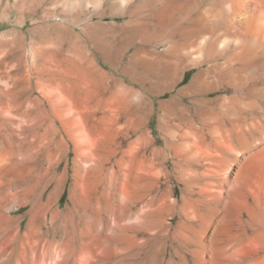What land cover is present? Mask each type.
Returning a JSON list of instances; mask_svg holds the SVG:
<instances>
[{
  "label": "bare ground",
  "instance_id": "6f19581e",
  "mask_svg": "<svg viewBox=\"0 0 264 264\" xmlns=\"http://www.w3.org/2000/svg\"><path fill=\"white\" fill-rule=\"evenodd\" d=\"M100 2L110 6V13L134 18L135 23H125V28L135 25L134 56L143 66L165 69L163 79L168 80L143 93H114L133 124L142 125L153 115L152 97L170 93L187 71H195L184 91L158 104L166 126L162 147L168 152L149 141L151 155L143 158L136 174L112 165L113 186L99 200L100 213L93 212L103 232L95 238V250L88 251L92 240L70 236L53 209L57 188L45 202L43 192L19 200L7 173L22 147L3 148L0 137V264H264V0ZM99 84L94 81L95 88ZM7 88H0V135L10 129L14 139L22 136L25 148L31 137L56 140L62 120L80 125L75 138L90 143L105 131L88 130V118L79 120L77 108L61 111V93L32 98ZM99 96L85 93L89 119L99 107ZM105 155L108 162L115 156L113 149ZM99 167L104 171V161ZM175 184L182 186L177 199ZM26 206L30 209L23 227L24 217L12 215ZM23 242L28 244L26 254L21 246L15 251L14 245Z\"/></svg>",
  "mask_w": 264,
  "mask_h": 264
},
{
  "label": "rangeland",
  "instance_id": "374dc122",
  "mask_svg": "<svg viewBox=\"0 0 264 264\" xmlns=\"http://www.w3.org/2000/svg\"><path fill=\"white\" fill-rule=\"evenodd\" d=\"M71 1L73 0L0 1V88L6 89L8 86L7 89H14L18 91L17 93H30L32 98L37 97L38 93H61L62 95H58V98L62 96L61 111L68 114L70 109L77 108L79 120L88 118V130L102 129L106 134H99L96 139L91 137L93 141L96 140V143L92 141L95 143L92 146L90 145L92 143L84 138H75V134H80L81 130L78 129L80 125L70 126L62 120L64 123L59 121L56 125L58 129L56 140L61 141L60 145L56 144V140L50 143L47 139L39 141L31 137L25 148L22 144V136L14 139L9 134L10 129H7L1 132L0 137L3 140L1 147L8 148L12 144L17 149L22 147L21 154L14 158L7 173L10 176L7 177L10 178L13 192L18 193L19 200L32 199L43 192L45 194L42 202H45L47 196L57 188L52 203L53 209H57L61 214L60 223L66 226L70 236L81 237L84 241L91 239V244L96 245L95 238H99V234L103 232V226L96 225L93 212L99 211V200L108 197L109 189L115 181L112 171L115 169L119 171L120 168L132 169L134 174L144 165L143 158L151 155L148 148L149 141H157L155 146L162 148L164 153L168 152L162 147L165 140L163 130L166 126H163L164 110L159 105L167 102L172 93L184 91L195 71H187L181 83L178 82L170 93L152 97L155 108L153 115L142 125L133 124L134 119L129 121L128 114L123 112V104L119 98L113 96L114 93H121V91L143 93V89L149 88L150 85L158 86L159 83H163L161 87L167 85V78L163 79L165 69L155 68L153 64H150L151 67L143 66L137 61L134 56L135 25L131 23L132 27L125 28V23L133 21L134 18L110 13L108 9L110 6L106 3L101 4V0H84L81 3L74 0L69 7L64 4ZM37 4L41 7L37 8ZM6 42L11 43H8L7 48ZM35 50L36 54H34ZM40 72L44 75H40ZM99 74H103L102 79ZM10 75L12 79H9ZM97 79L100 80V88H95L94 81ZM85 93H100L99 107L95 108L96 112L91 109L95 112L93 119H89L86 108L88 102L84 99ZM139 129H141L140 132H138ZM11 130H17L19 134L15 126H12ZM109 147L113 149L115 155L111 157L110 162L106 160L108 155H105L112 150L107 151ZM97 153L101 155L100 158L105 156L101 158L104 161V171L100 170L99 165L102 161L96 156ZM112 165L115 166L114 170L111 168ZM97 182L100 184L97 185ZM175 186L177 190H175L174 198L177 199L182 193V186L178 184ZM263 187L264 183H262ZM91 208H94L93 211ZM29 209L26 206L12 215L24 217L23 227L28 223V216L25 215ZM101 215L102 218L105 217L104 214ZM94 223L97 226L94 228L99 229V233L97 232L99 230L95 232ZM92 245H88V251L95 250L97 245H93L94 247ZM20 246L26 254L28 244L16 243L15 251Z\"/></svg>",
  "mask_w": 264,
  "mask_h": 264
}]
</instances>
